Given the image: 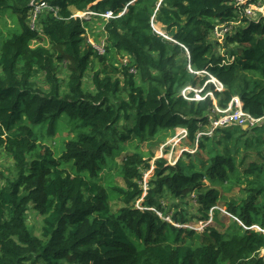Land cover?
<instances>
[{
  "label": "trees",
  "instance_id": "trees-1",
  "mask_svg": "<svg viewBox=\"0 0 264 264\" xmlns=\"http://www.w3.org/2000/svg\"><path fill=\"white\" fill-rule=\"evenodd\" d=\"M29 1L0 0V17L12 12L18 25L0 35V154L14 162L0 169V264H264V123L206 134L234 96L264 116V16L244 13L264 0H48L57 11H42L35 28ZM108 9L114 17L91 18L102 53L86 36L92 20L73 14ZM231 22L218 41L215 27ZM179 126L195 148L174 164L140 150ZM63 127L71 137L54 153L48 140ZM121 153L123 185L110 172ZM193 194L203 221L223 224L227 211L233 222L199 233L163 204L192 206Z\"/></svg>",
  "mask_w": 264,
  "mask_h": 264
},
{
  "label": "rangeland",
  "instance_id": "rangeland-1",
  "mask_svg": "<svg viewBox=\"0 0 264 264\" xmlns=\"http://www.w3.org/2000/svg\"><path fill=\"white\" fill-rule=\"evenodd\" d=\"M10 14V15H9ZM11 16V18H10ZM94 17H99V16H93L92 13L90 12H86L85 13V18L86 20H90L91 18ZM102 18V17H101ZM92 20V19H91ZM87 22V21H86ZM85 22V24H86ZM87 25V33L86 36L88 38V41L91 42L97 49V46L101 47V52L104 53V47L106 45L105 43V38L101 33V23H100V19L95 18L94 20H92L91 22H89ZM155 29L158 32H161L163 34L166 33V31L164 30L163 26H161V24H155L153 23ZM17 17L14 13L9 12L6 13L4 15L3 18L0 17V35H6L9 31V29H15L17 27ZM43 40L41 41V44L43 45H49V41L47 36H42ZM37 43L39 44L40 40H36ZM36 44V43H35ZM90 72V71H89ZM87 73L86 74V78H85V82L86 84L84 85L86 89H91L90 91L93 90V86H92V81H91V73ZM61 76L63 78L66 77V73H62ZM40 84L42 86H44V81L41 80ZM63 89H66V85H64ZM264 123V121L259 124L262 125ZM183 128L181 126L177 127V128H170L167 131H163V133L160 134V137H162L163 141L160 140H154V141H147V142H143L140 144V150L143 152H151L153 153L154 157H164L167 158L169 160V162L171 164H174L180 157L182 158L183 155L182 153L184 152V150H187L189 148H195V147H191L187 144L185 137L182 136V134L180 133L181 130ZM160 130H164V127H161ZM70 133V128H61L60 131L54 136V138L48 140L49 143V147L51 148V150L54 153H60V149H64V144L65 141L68 140L71 136L68 135ZM74 134V132H72V135ZM124 146V144H123ZM130 146V144L128 145ZM191 151H195V149H191ZM1 152V151H0ZM197 154H202L203 156L205 155V153H201L200 151H198L196 154L193 155H197ZM61 155V154H59ZM58 155V156H59ZM125 156L124 153H121L120 155H118V157L116 158V165H113L112 169L110 170L111 174H113V181L115 183L124 184L123 179L116 173L117 169H118V164L120 163L122 157ZM146 157H149L148 155ZM185 160L188 161L189 157H185ZM153 162V161H152ZM13 159L10 155L7 154H2L0 156V169L4 170V173L6 175L10 174L8 172L11 171V168L13 167ZM70 167L71 164H69ZM8 169V170H7ZM154 170L153 168H150V170L146 171L144 173V179H143V187L144 188H148V181L151 178V176L153 175ZM3 181V180H2ZM4 184V182H2V185ZM237 192H228L226 194V196H228L229 198L236 195ZM194 194L191 196V199H188V202L191 205L185 204L184 202H181L178 199H173V198H163V204L165 205V207L168 209V211L171 212V214H173L176 210L177 212H182L185 213L186 217L187 214L188 216V222L186 224H184L185 227L188 228H193L197 231H199V233L204 232V229L206 228V226L209 224V226H216V228L220 229L221 231H223L227 225L231 224L233 222V219H230V215H228L226 212H222L220 214V219L223 222V224H217L215 221L212 222V220H208L207 222L203 221L201 219V217L199 216L200 212L197 210V202H195L194 198H193ZM122 205V203L120 201H113L112 202V206H113V210H116L117 208H119ZM225 210V209H224ZM29 225L30 227L33 229V231L36 234L41 235V229H42V216L39 215L36 210L30 209L29 210ZM169 221H172L170 218H167ZM176 226H179L178 224H176ZM261 255H264V249L261 251Z\"/></svg>",
  "mask_w": 264,
  "mask_h": 264
},
{
  "label": "built area",
  "instance_id": "built-area-1",
  "mask_svg": "<svg viewBox=\"0 0 264 264\" xmlns=\"http://www.w3.org/2000/svg\"><path fill=\"white\" fill-rule=\"evenodd\" d=\"M239 1L240 3H245V4L247 2V0H239ZM29 5H30V16H31L30 25L32 28L36 27V20L42 11L46 9L55 11V13L57 11L55 7L49 4L48 0H30ZM125 10H126V7L120 12L119 15H121ZM86 12L92 13L93 16H99V17L106 18V19L115 16L113 10L111 9H108L102 13L101 12L97 13L94 11L75 12L73 16L79 17V18H85ZM257 12L264 14V1H259L258 3H250L244 9L245 15L248 17H252V18H255V17L259 18L260 15L257 14ZM232 25H233V22L225 24V25H218L217 27H215V32H216L215 37L217 38L218 41L220 42L224 41L226 33H229L232 31ZM97 49L99 52H101L100 46H97ZM229 57L234 58V56L227 55V59ZM224 62H226V60H224ZM132 71L134 70L132 69ZM216 83H217V89L221 90L223 88V85L218 81ZM191 90L192 89L189 88L187 92H190ZM209 95L213 96V93H209ZM201 98L202 97L200 96L199 92H197L194 99H201ZM263 121H264V116L255 117L249 111L244 109L243 102L240 99V97L234 96L232 100L230 101L228 107L226 108L217 107L215 109L214 116L212 117L211 125L209 127V131L206 134L211 135L213 131L219 127L238 125L241 127L249 128V127L257 126L261 124ZM180 133L182 134L183 137L186 136V131L184 128L181 130Z\"/></svg>",
  "mask_w": 264,
  "mask_h": 264
},
{
  "label": "crops",
  "instance_id": "crops-1",
  "mask_svg": "<svg viewBox=\"0 0 264 264\" xmlns=\"http://www.w3.org/2000/svg\"><path fill=\"white\" fill-rule=\"evenodd\" d=\"M263 16H264V14H262ZM229 53V52H228ZM229 55H231V54H229ZM232 56V55H231ZM177 128V127H176ZM248 128V127H247Z\"/></svg>",
  "mask_w": 264,
  "mask_h": 264
},
{
  "label": "water",
  "instance_id": "water-1",
  "mask_svg": "<svg viewBox=\"0 0 264 264\" xmlns=\"http://www.w3.org/2000/svg\"><path fill=\"white\" fill-rule=\"evenodd\" d=\"M243 128H247V127H243Z\"/></svg>",
  "mask_w": 264,
  "mask_h": 264
}]
</instances>
